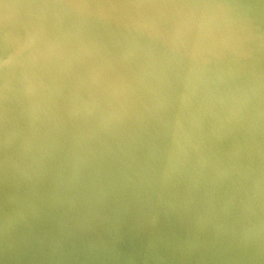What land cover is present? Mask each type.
Masks as SVG:
<instances>
[{"label": "clouds", "instance_id": "1", "mask_svg": "<svg viewBox=\"0 0 264 264\" xmlns=\"http://www.w3.org/2000/svg\"><path fill=\"white\" fill-rule=\"evenodd\" d=\"M0 264H264V0H0Z\"/></svg>", "mask_w": 264, "mask_h": 264}]
</instances>
